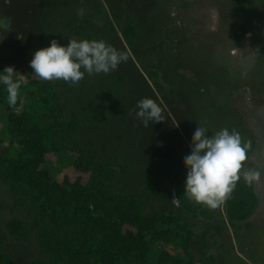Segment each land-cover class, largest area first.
I'll return each instance as SVG.
<instances>
[{
  "label": "rangeland",
  "instance_id": "obj_1",
  "mask_svg": "<svg viewBox=\"0 0 264 264\" xmlns=\"http://www.w3.org/2000/svg\"><path fill=\"white\" fill-rule=\"evenodd\" d=\"M83 8L84 15H77ZM10 19V32L0 27V64L12 66L15 76L26 84L33 53L47 47L52 39L61 45L82 40L74 34L82 24L95 40H103L129 59L108 74L93 73L65 93L66 113L81 102L90 108L105 104L109 86L121 101L122 115H109L106 122H87L81 128L88 150L98 158L112 156L127 164L117 186L133 192L138 189L152 165L161 159H175L177 168L165 188L168 198L155 203L158 210H177L175 182L187 174L183 158L191 152L196 127H205L211 136L227 128L236 131L247 145L248 160L243 171H261L254 183L257 204L252 214L231 226L224 204L193 221L201 227L215 224L219 234L211 246L197 247L196 258L208 249L225 264H264V0H0V20ZM133 24L137 37L130 42L122 34ZM83 71V69H81ZM151 98L161 106L163 121L145 127L136 117L137 101ZM28 99L22 95L23 109ZM6 110L0 102V152L8 146L1 134ZM13 153L16 143L10 144ZM75 154L53 151L43 167L53 179L62 181L86 174L77 173L72 162ZM13 195L0 181V230L12 217L28 220L25 211L13 204ZM158 250L175 252L173 244L154 242ZM15 264L45 260L36 237L14 240L6 235L3 245Z\"/></svg>",
  "mask_w": 264,
  "mask_h": 264
},
{
  "label": "trees",
  "instance_id": "obj_2",
  "mask_svg": "<svg viewBox=\"0 0 264 264\" xmlns=\"http://www.w3.org/2000/svg\"><path fill=\"white\" fill-rule=\"evenodd\" d=\"M74 34L82 40L96 38L82 24ZM122 34L132 42L137 30L127 24ZM29 70L33 72L31 66ZM13 79L19 80L15 75ZM20 84L17 102L10 106L5 85L0 83V102L6 110L1 134L9 142L0 152V181L13 195L14 206L25 211L29 219L5 221V232L0 230V264H15L3 248L6 235L14 240L37 238L45 260L31 264H225L208 250L210 247L198 258L194 256L197 247L216 243L208 238L211 230L220 234L222 229L215 224L201 227L192 220L204 215L206 206L187 199L186 176L173 187L178 209L155 208V203L168 198L165 184L177 168L175 159H161L152 165L138 189L129 192L117 186L119 176L128 169L125 160L98 158L87 149L83 125L106 122L110 114H123L124 107L109 86L102 87V92L109 94L105 104L90 108L78 102L67 114V82L30 76L26 84ZM23 94L28 102L17 110ZM11 143L19 147L15 153ZM53 151L74 153L72 166L77 173L86 174L85 181L67 175L62 181L53 179L43 167L46 155ZM257 200L254 183L249 185L241 175L227 199L229 224L235 226L248 218ZM157 241L173 244L175 252L155 249Z\"/></svg>",
  "mask_w": 264,
  "mask_h": 264
},
{
  "label": "clouds",
  "instance_id": "obj_3",
  "mask_svg": "<svg viewBox=\"0 0 264 264\" xmlns=\"http://www.w3.org/2000/svg\"><path fill=\"white\" fill-rule=\"evenodd\" d=\"M10 3L11 0H6ZM84 9L77 11L83 17ZM0 27L10 32V19L0 20ZM129 59L127 51H119L103 40H69L67 45L55 39L49 46L37 49L30 60L33 74L45 81L63 80L75 85L85 73L108 74L117 70L121 62ZM83 69V71L81 70ZM16 71L5 66L0 73V83L7 92V102L14 106L17 102L20 81L14 80ZM135 113L145 127L149 122L163 121L162 108L151 98L137 101ZM205 127H196L191 138V152L183 158L187 174L184 194L187 199L216 209L230 198L236 183L241 179V171L248 160L247 145L243 144L239 133L222 128L211 136H206ZM262 173L256 169L243 171V179L249 185L260 182ZM179 204L178 198H173Z\"/></svg>",
  "mask_w": 264,
  "mask_h": 264
}]
</instances>
